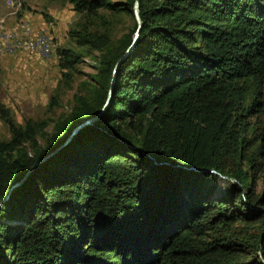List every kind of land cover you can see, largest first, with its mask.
Returning <instances> with one entry per match:
<instances>
[{"label":"trees","instance_id":"obj_1","mask_svg":"<svg viewBox=\"0 0 264 264\" xmlns=\"http://www.w3.org/2000/svg\"><path fill=\"white\" fill-rule=\"evenodd\" d=\"M73 1L134 23L114 40L95 21L70 30L98 64L43 145L44 121L0 103V264H264V189L240 163L264 154L244 135L264 108V0H139L114 73L135 0ZM57 53L67 69L82 55ZM218 174L236 179L212 195Z\"/></svg>","mask_w":264,"mask_h":264},{"label":"rangeland","instance_id":"obj_2","mask_svg":"<svg viewBox=\"0 0 264 264\" xmlns=\"http://www.w3.org/2000/svg\"><path fill=\"white\" fill-rule=\"evenodd\" d=\"M98 13L104 16L92 20L75 8L73 0H0V40L8 30H15L17 35L28 34V38L35 41L33 46L0 51V103L10 109L21 125L27 118L44 121L37 133L40 145L52 132L54 122L71 110L75 103L74 94L89 91L93 82L91 73L96 71L98 64L100 50L77 44L70 30L95 21V26L105 30L114 40L134 23L132 15L124 10L101 8ZM61 46L82 53L71 69L60 66L57 48ZM68 71L70 75H66ZM245 125L246 138L254 139L256 143L264 142L261 138L264 136V108L258 114L248 115ZM10 135L7 123L0 117V139ZM240 163L254 190L262 192L264 154L256 156L255 165H249L245 160ZM234 179L231 175L218 174L211 194L223 193Z\"/></svg>","mask_w":264,"mask_h":264},{"label":"water","instance_id":"obj_3","mask_svg":"<svg viewBox=\"0 0 264 264\" xmlns=\"http://www.w3.org/2000/svg\"><path fill=\"white\" fill-rule=\"evenodd\" d=\"M133 14H134V18H135V21H136V29L132 35V39H131V42L129 43V45L127 46L125 52L123 53V55L118 59V61L116 62L115 66H114V69H113V73L115 72L116 68H117V65L119 64V62L126 56V54L133 48V46L135 45L136 41H137V38L139 36V31H140V27H141V24H142V20H141V17H140V14H139V0H135L134 1V5H133ZM111 90H112V87L110 86L109 90H108V95H107V99H106V102L105 104L102 106V108L93 116L91 117H88L86 119H84L83 121H81L80 123H78L73 129L72 131L69 133L68 137L65 139V142H67L71 136L81 127L83 126L84 124L86 123H90L94 120H96L100 113L103 111L110 95H111ZM62 145V144H61ZM60 147V146H58ZM58 147H56L54 150H56ZM53 150V151H54ZM52 151V152H53ZM50 153L40 157L39 159H37L35 162H34V165L37 164L38 162L44 160ZM28 172H26V174L21 178L19 179L18 181L14 182L12 185H11V188L18 185L21 181H23V179L25 178V176L27 175ZM10 188V189H11ZM8 196V194L5 196V198Z\"/></svg>","mask_w":264,"mask_h":264},{"label":"bare ground","instance_id":"obj_4","mask_svg":"<svg viewBox=\"0 0 264 264\" xmlns=\"http://www.w3.org/2000/svg\"><path fill=\"white\" fill-rule=\"evenodd\" d=\"M22 31L24 32V30H22ZM16 33H18V32H16L15 30H8V32H6L4 34L1 41H6V42H0V51L14 50L15 48H17L19 46H22V47L23 46H32V42H35L32 40L33 38L32 39L28 38V34L26 32H25V34H27V36H24L23 34L22 35L20 34V36H19Z\"/></svg>","mask_w":264,"mask_h":264},{"label":"built area","instance_id":"obj_5","mask_svg":"<svg viewBox=\"0 0 264 264\" xmlns=\"http://www.w3.org/2000/svg\"><path fill=\"white\" fill-rule=\"evenodd\" d=\"M0 42H6V41H1V40H0ZM33 45H34V42H32V46H33Z\"/></svg>","mask_w":264,"mask_h":264}]
</instances>
